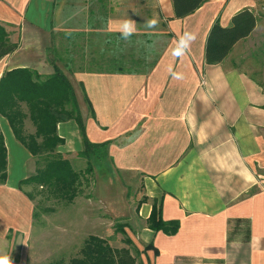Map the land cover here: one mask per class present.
<instances>
[{"label":"crops","instance_id":"1","mask_svg":"<svg viewBox=\"0 0 264 264\" xmlns=\"http://www.w3.org/2000/svg\"><path fill=\"white\" fill-rule=\"evenodd\" d=\"M242 10L254 14L253 30L221 61L207 63L211 28L230 26ZM150 19L157 20L153 28L145 26ZM125 20L136 28L127 40L120 32ZM0 24L17 43L0 58V78L15 68L47 76L56 65L74 90L86 137L108 141L114 169L141 178L143 196L116 216L132 225L136 264H264V185L248 193L252 175L264 178V64L253 67L251 50L264 40V12L256 0H202L182 17L172 0H0ZM60 31L113 38L118 59L122 42H138L142 63L121 68L114 57L113 69H73L49 54ZM185 33L196 39L175 56ZM0 131L7 172L0 183V257L44 264L97 235L91 230L101 222L87 209L56 210L36 220L33 199L19 185L35 172L33 157L1 115ZM57 133L64 139L57 152L82 149L74 120L58 123ZM154 203L162 220L178 221L176 233L147 227Z\"/></svg>","mask_w":264,"mask_h":264},{"label":"trees","instance_id":"2","mask_svg":"<svg viewBox=\"0 0 264 264\" xmlns=\"http://www.w3.org/2000/svg\"><path fill=\"white\" fill-rule=\"evenodd\" d=\"M201 1L172 0L176 16L182 17L192 12ZM255 21L251 11L242 10L232 16L230 26L215 24L207 37L205 61H221L236 41L250 34ZM16 47L17 43L9 40L5 27L0 24V58ZM53 67V73L47 76L27 68L5 72L0 78V115L7 119L15 139L38 164L35 172L22 179L19 185H38L45 188L49 195L72 204L83 193L84 187L90 184L93 167L87 160L83 170H75L68 156L56 151L57 146L64 143L57 133V124L75 121L82 140V149L77 155L86 159L92 156L108 157V141L96 143L86 137L74 90L61 69L56 65ZM26 120L33 126V132L26 130ZM6 179V147L0 131V183ZM146 224L148 228L166 234L176 233L179 226L177 220H162L161 208L155 203L152 204ZM125 241L127 244L132 243L128 239ZM146 247L152 248V245ZM78 251V256L70 258L67 264H135L136 256L140 254L136 247L134 255L128 248H113L97 235H89ZM45 264L64 262L57 259Z\"/></svg>","mask_w":264,"mask_h":264},{"label":"rangeland","instance_id":"3","mask_svg":"<svg viewBox=\"0 0 264 264\" xmlns=\"http://www.w3.org/2000/svg\"><path fill=\"white\" fill-rule=\"evenodd\" d=\"M121 45L123 51L120 53L118 59V50L116 49H118L119 45L113 42V38L102 37L91 32L60 31L55 35L49 54L53 60L62 61L63 64L70 63L69 66L73 69H113L117 65L112 62V59L115 58L118 59V64L121 68H132L142 63L138 57L139 53L135 51L136 47L139 46L138 42L124 41ZM254 46L251 47V50L255 54V59L252 60V62L255 60L253 67H259L264 64V40H261V42L256 43ZM26 130L33 132V126L28 120H26ZM67 156L75 170H83L87 166L88 160L93 167L92 180L87 187H84L83 193L74 199L72 206L49 195L45 188L33 184H23L22 187L27 190L33 199L36 220L40 222L42 215L56 210L87 209L93 213V216H97L95 218L96 221L101 222V225H97L98 229H92L91 233L102 236L113 248H128L130 253L134 255L136 244L133 241L135 237L130 236L132 228L130 226L132 225L128 221L119 219L116 216L128 214L135 206L136 201L143 196L145 186L139 175L132 172L117 171L108 157L92 156L86 159L77 155V153ZM33 160L34 167L36 168L38 164H36L34 158ZM262 179L264 178L252 175L251 187L248 193H255L260 187H263L264 183ZM84 229L86 230H84V234H86L87 227H84ZM46 233L45 241L49 240L51 242L53 234L49 231ZM126 239L132 243L127 244ZM79 249L74 252H62L51 261L62 259L64 264H67L70 258L78 256ZM137 257L138 255L136 256V261Z\"/></svg>","mask_w":264,"mask_h":264},{"label":"clouds","instance_id":"4","mask_svg":"<svg viewBox=\"0 0 264 264\" xmlns=\"http://www.w3.org/2000/svg\"><path fill=\"white\" fill-rule=\"evenodd\" d=\"M157 20L150 19L145 21V26L147 28H153L156 26ZM136 31L135 28V22L132 20H125L122 22L120 27V32L122 35V38L127 40L134 32ZM196 39V36L194 33H185L183 37L180 39L179 46L173 50V55L180 56L184 53V51L187 49L188 45L191 41H194ZM173 75L179 79L181 78L180 74L173 73ZM0 264H11V261L8 257H0Z\"/></svg>","mask_w":264,"mask_h":264},{"label":"built area","instance_id":"5","mask_svg":"<svg viewBox=\"0 0 264 264\" xmlns=\"http://www.w3.org/2000/svg\"><path fill=\"white\" fill-rule=\"evenodd\" d=\"M258 4V8L261 12L264 11V0H256Z\"/></svg>","mask_w":264,"mask_h":264}]
</instances>
